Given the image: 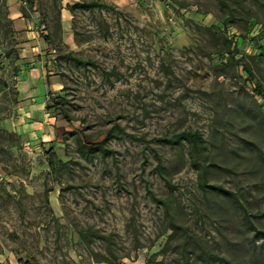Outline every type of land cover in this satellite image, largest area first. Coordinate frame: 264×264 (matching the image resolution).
<instances>
[{
	"label": "rangeland",
	"instance_id": "obj_1",
	"mask_svg": "<svg viewBox=\"0 0 264 264\" xmlns=\"http://www.w3.org/2000/svg\"><path fill=\"white\" fill-rule=\"evenodd\" d=\"M19 1L40 47L0 0V264H264V0H71L70 45L64 0Z\"/></svg>",
	"mask_w": 264,
	"mask_h": 264
},
{
	"label": "crops",
	"instance_id": "obj_2",
	"mask_svg": "<svg viewBox=\"0 0 264 264\" xmlns=\"http://www.w3.org/2000/svg\"><path fill=\"white\" fill-rule=\"evenodd\" d=\"M42 3L49 11L53 9L52 0H39V4L41 7ZM67 3L69 5V3H71V0H64V2L61 3V6H59L61 14V37L65 44L70 45L73 41L70 34V13L66 8ZM4 5L7 10L6 19L10 21L11 27L14 31L13 39L15 40V46L37 45L40 47V42L34 36L33 21L30 18H24L21 14V2L19 0H4ZM34 5H36V3ZM27 41L28 43H25Z\"/></svg>",
	"mask_w": 264,
	"mask_h": 264
},
{
	"label": "trees",
	"instance_id": "obj_3",
	"mask_svg": "<svg viewBox=\"0 0 264 264\" xmlns=\"http://www.w3.org/2000/svg\"><path fill=\"white\" fill-rule=\"evenodd\" d=\"M29 2L32 3V0H30ZM78 7L86 8V7H105V6H100V5L96 4V3H92V4L88 5V6L82 4V5L78 6ZM72 8L73 7H70V8H68V10L72 11ZM40 23L43 24L44 21L41 19ZM66 55H67L66 57L68 59H70L71 61H73V63L75 65H77V66L87 67V66H93L94 65L92 62L83 61V60L77 58L73 53H68ZM253 89H255L254 85H253ZM108 139H106L104 143H106L108 141ZM180 140L187 141L188 143H190L191 145H194V146L201 145L203 143V140H202L201 136L198 133H188V132L187 133H181L178 136H176V141L175 142L172 141V140H163V141L165 143H168V144L172 145L174 143H177V141H180ZM87 152L88 153H93V151H87ZM51 158H52V156H51ZM49 167L52 169L53 168V164H49ZM199 184L203 188L206 187L205 178H204V176L202 174L199 175Z\"/></svg>",
	"mask_w": 264,
	"mask_h": 264
},
{
	"label": "built area",
	"instance_id": "obj_4",
	"mask_svg": "<svg viewBox=\"0 0 264 264\" xmlns=\"http://www.w3.org/2000/svg\"><path fill=\"white\" fill-rule=\"evenodd\" d=\"M232 34H234V32H232Z\"/></svg>",
	"mask_w": 264,
	"mask_h": 264
}]
</instances>
